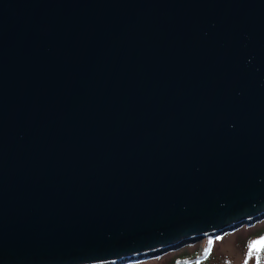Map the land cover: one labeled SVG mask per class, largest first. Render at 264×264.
<instances>
[{"label":"water","instance_id":"water-1","mask_svg":"<svg viewBox=\"0 0 264 264\" xmlns=\"http://www.w3.org/2000/svg\"><path fill=\"white\" fill-rule=\"evenodd\" d=\"M263 216L264 0H0V264Z\"/></svg>","mask_w":264,"mask_h":264},{"label":"rangeland","instance_id":"rangeland-1","mask_svg":"<svg viewBox=\"0 0 264 264\" xmlns=\"http://www.w3.org/2000/svg\"><path fill=\"white\" fill-rule=\"evenodd\" d=\"M262 237L264 216L213 237L204 235L159 253L111 264H264V246H252L253 242ZM209 241L212 243L209 244ZM199 257L201 258L197 259Z\"/></svg>","mask_w":264,"mask_h":264},{"label":"snow or ice","instance_id":"snow-or-ice-1","mask_svg":"<svg viewBox=\"0 0 264 264\" xmlns=\"http://www.w3.org/2000/svg\"><path fill=\"white\" fill-rule=\"evenodd\" d=\"M217 239H222L221 237H217ZM212 241H209V244H211ZM256 244H260L261 246H264V237H262L259 241L253 242V247H255ZM206 251H210V249H206ZM247 264V262H246Z\"/></svg>","mask_w":264,"mask_h":264},{"label":"trees","instance_id":"trees-1","mask_svg":"<svg viewBox=\"0 0 264 264\" xmlns=\"http://www.w3.org/2000/svg\"><path fill=\"white\" fill-rule=\"evenodd\" d=\"M211 238H209V240H210ZM201 258V257H200Z\"/></svg>","mask_w":264,"mask_h":264}]
</instances>
